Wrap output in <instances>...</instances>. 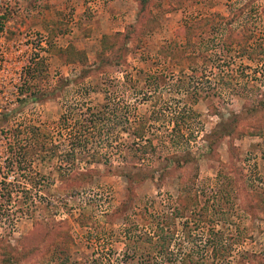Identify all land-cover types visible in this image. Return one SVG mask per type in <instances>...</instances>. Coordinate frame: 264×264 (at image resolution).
I'll return each instance as SVG.
<instances>
[{"label": "rangeland", "instance_id": "1", "mask_svg": "<svg viewBox=\"0 0 264 264\" xmlns=\"http://www.w3.org/2000/svg\"><path fill=\"white\" fill-rule=\"evenodd\" d=\"M262 101L264 0H0V264H264Z\"/></svg>", "mask_w": 264, "mask_h": 264}, {"label": "trees", "instance_id": "2", "mask_svg": "<svg viewBox=\"0 0 264 264\" xmlns=\"http://www.w3.org/2000/svg\"><path fill=\"white\" fill-rule=\"evenodd\" d=\"M142 9V5H141V8L140 10ZM117 39V37H116ZM115 39V40H116ZM128 39L126 36L123 35V43L126 44L125 40ZM235 43H239L238 39H234L233 40ZM32 74H35L34 72ZM34 76V75H32ZM30 79L32 80V78L30 77ZM79 79L81 80L82 79V74L79 76ZM27 82V80H26ZM30 86L29 85H26V83L23 84V86H21L20 90H19V95H22V94H26V97L24 99H20L19 103L22 102V103H27L29 101H36V100H41V101H46L47 99H53L55 97H57L58 95V91L59 89L55 88L53 90V92L50 94L49 91H44L42 92L41 96L39 98H34V96L37 95V92H33V90H30ZM1 105V104H0ZM260 105L262 107H264V101H262L260 103ZM107 105H103V107H106ZM7 108H4V111H2V115L4 117H6L7 115L10 114V112L6 111ZM96 113H90L88 114L89 117H94ZM103 116V115H102ZM72 117V112L69 113L68 115H61L60 116V119H59V123L64 127L65 125L67 126L68 125V122L69 120L71 119ZM100 117V116H99ZM93 119H98V118H93ZM92 118L86 120L87 122V126L85 127V129H83L82 133L84 132H87V135H81L79 134L80 132H78V134L76 133H72L71 132V135L69 137V142L72 143L73 145L75 146H86V144L88 143V141L91 143V145H99L101 149H103V153L100 152L99 150H95L96 151V154H92L90 156V158L88 159V164H92L93 162H96V161H103V162H107L106 160H103L105 159V157L107 158V154L109 152L108 148H110L107 143H102L101 141L100 142H95L92 137L95 135L93 134V130L94 129H98V127L96 126V123L95 121L93 120ZM103 119V118H102ZM103 120H106L108 121L109 120V117H105ZM120 120V119H119ZM119 120H117V123L115 120H111V121H115L116 125H118L119 123H123L125 121H128V120H121L119 122ZM108 127V130L109 132L115 128V125L113 126H109L107 125ZM125 129H128L129 128H125ZM136 130H133V142L132 143H135L136 141H141L143 140L144 138V129L143 127L141 128H135ZM98 131L100 132V129H98ZM108 132V133H109ZM32 134L30 133H27V139H25V141L27 140V142H19V140L16 141V143L19 145L18 146V155L20 156V159L23 161V162H28L26 160V157H29L30 153L34 154L36 151H42L45 147V143H44V139H43V135L42 134H39L37 131L36 132H31ZM29 134V135H28ZM80 137V138H78ZM22 140V139H20ZM92 141V142H91ZM94 141V142H93ZM103 141V140H102ZM24 145V146H23ZM27 148H31V151H29ZM33 149V150H32ZM53 152H55L57 150V146H52L50 148ZM146 148H144L143 151H145ZM98 157V159H97ZM108 159V158H107ZM71 167V166H70ZM91 173L89 172L88 176H90ZM80 176H86V174H81ZM6 195L8 196V198H10V196L12 195V190H6ZM162 236L160 237V240L162 241ZM163 244V243H162ZM162 252V251H161ZM190 255V254H189Z\"/></svg>", "mask_w": 264, "mask_h": 264}]
</instances>
